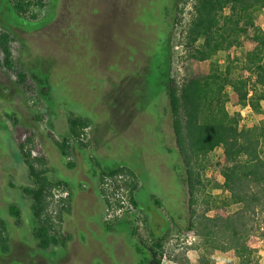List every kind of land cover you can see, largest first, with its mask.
Masks as SVG:
<instances>
[{"label": "rangeland", "instance_id": "374dc122", "mask_svg": "<svg viewBox=\"0 0 264 264\" xmlns=\"http://www.w3.org/2000/svg\"><path fill=\"white\" fill-rule=\"evenodd\" d=\"M166 6L175 14L177 0H47L37 20H23L9 0H0V27L17 36L16 57L30 71L42 99L35 106L15 74L0 67V212L8 215V205L16 202L25 218L23 226L10 220L12 249L8 254L0 250V264H141L139 250L152 235L168 237L161 264H223L232 258L231 252L207 253L198 234L184 230L185 215L170 205L178 199V184L159 143L173 142L171 128L168 120L159 127L154 115L164 100L161 91L168 89L171 57L181 51L180 46L173 48L171 17L167 21L162 17ZM189 18L188 11L185 21ZM258 23L264 26V13ZM254 45L249 40L247 48ZM241 56L240 48L222 51L218 62L229 67ZM179 69L181 75L209 74L208 63L196 54ZM37 115L43 119L37 120ZM72 115L92 119L90 144L83 150L74 147V155L64 158L51 134L60 139L70 135ZM247 118L251 123L260 121L257 114ZM21 141L32 149L38 167L42 166L38 158H45L50 175L68 183L66 190H54L52 206L56 213L59 199L72 195V210L61 222L74 236L68 248L43 251L37 246L31 201L24 191L34 182ZM176 156L174 152L172 162ZM225 161L222 150H217L204 171L206 182L231 178L221 172ZM125 164L139 175L138 207L126 196L122 179L107 177L103 182V168ZM166 190L168 198L157 193ZM107 222H116L115 231L104 227ZM190 235L196 236L195 243L184 244ZM243 248L260 251L259 264H264L259 237Z\"/></svg>", "mask_w": 264, "mask_h": 264}, {"label": "trees", "instance_id": "16d2710c", "mask_svg": "<svg viewBox=\"0 0 264 264\" xmlns=\"http://www.w3.org/2000/svg\"><path fill=\"white\" fill-rule=\"evenodd\" d=\"M9 1L23 20H37L39 10L47 5V0ZM167 6L162 17L166 21L171 17L168 23L173 29V48L180 46L181 51L171 57L168 89L161 91L164 100L159 112L153 113L161 124L159 127L168 120L171 128L173 142L168 144L164 138L165 141L159 143L178 184V199L169 203L185 215L184 230L198 234L207 253H232V258H226L223 264H259L260 251L248 252L243 245L255 236L264 245V26L258 23L264 13V0H177L173 15L172 8ZM188 11L190 18L186 22ZM249 40L255 43L251 49L247 48ZM16 41L17 36L11 30L0 27V67L13 72L28 99L35 106L40 105L42 99L30 71L16 57ZM234 48L242 49L240 61L229 67L220 65L218 54ZM192 54L208 63L209 74L186 72L181 75L179 65H185ZM247 106L260 116L259 123L242 120L241 110ZM36 119L43 117L37 115ZM91 125V118L72 115L70 135L60 139L51 134L64 158L74 155V147L83 150L90 144ZM10 138L8 133L6 139ZM20 146L34 182L24 187V191L31 201V222L37 246L43 251L58 246L68 248L74 236L61 222L63 215L72 210V195L59 199L60 210L56 213L52 210L54 190H66L68 183L50 175L45 158H38L42 164L38 167L32 159V149L23 141ZM217 150H222L226 157L221 172L231 174V178L208 183L204 171ZM174 152L177 159L172 162ZM93 159L102 166L96 157ZM69 166L74 167L72 162ZM103 176V182L107 177L122 179L127 188L126 196L134 206H139L141 184L132 165H118L108 171L103 168ZM158 186L163 185L158 183ZM166 191L157 193L168 198L171 194ZM155 200L163 206L159 197L155 196ZM119 204L122 206L121 202ZM214 210L225 212L210 215ZM7 212L6 216L0 212V250L4 254L12 249L10 220L17 226L25 222L21 204L10 203ZM116 222H107L104 227L113 232ZM133 230L131 234L135 233ZM150 241L143 242L139 250L143 258L141 264H161L168 237L152 235Z\"/></svg>", "mask_w": 264, "mask_h": 264}, {"label": "built area", "instance_id": "2783aa9c", "mask_svg": "<svg viewBox=\"0 0 264 264\" xmlns=\"http://www.w3.org/2000/svg\"><path fill=\"white\" fill-rule=\"evenodd\" d=\"M252 115H255V112L253 111V109L250 106H247L246 108L241 110V118L245 122H249L248 121L249 118H247V117H251ZM249 123H251V122H249ZM195 241H196V236L190 235L189 237H187L184 240V244L192 245L195 243Z\"/></svg>", "mask_w": 264, "mask_h": 264}]
</instances>
